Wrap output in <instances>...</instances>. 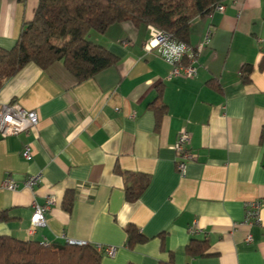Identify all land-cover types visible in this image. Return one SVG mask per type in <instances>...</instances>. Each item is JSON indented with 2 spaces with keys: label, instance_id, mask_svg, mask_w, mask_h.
I'll use <instances>...</instances> for the list:
<instances>
[{
  "label": "crops",
  "instance_id": "obj_1",
  "mask_svg": "<svg viewBox=\"0 0 264 264\" xmlns=\"http://www.w3.org/2000/svg\"><path fill=\"white\" fill-rule=\"evenodd\" d=\"M37 2L0 0V48L14 47ZM223 6L191 23V49L210 32L193 78L170 77L171 66L145 48L148 26L120 22L88 35L116 57L94 76L80 81L55 61L29 63L3 82L0 106L34 110L38 124L0 136V236L114 247L102 264H264V0ZM159 91L165 114L157 118L149 104ZM182 131L191 157L184 175L174 149ZM126 172L149 176L133 202ZM31 175L40 176L33 189L23 185ZM48 194L55 202L45 224L30 231L34 203ZM255 200L261 224L249 225L245 207ZM130 224L143 242L127 245ZM192 241L206 251L187 252Z\"/></svg>",
  "mask_w": 264,
  "mask_h": 264
},
{
  "label": "trees",
  "instance_id": "obj_2",
  "mask_svg": "<svg viewBox=\"0 0 264 264\" xmlns=\"http://www.w3.org/2000/svg\"><path fill=\"white\" fill-rule=\"evenodd\" d=\"M224 0H38L33 18L25 23L12 49L0 48V87L25 65L45 68L55 61L82 81L114 65L116 57L103 46L88 39L91 32L105 33L113 24L130 22L134 26L151 25L171 34L177 41L190 43L191 23L208 16ZM246 67L243 74L248 75ZM213 83V82H210ZM158 98L149 104L156 117L165 114ZM125 196L138 199L149 183V176L126 172ZM66 196L63 207H70ZM127 245L143 242L132 224L126 227ZM197 244V245H196ZM192 241L186 250L203 254L204 241ZM102 252L90 244L53 243L43 246L0 236V264H102ZM167 264H171L168 262Z\"/></svg>",
  "mask_w": 264,
  "mask_h": 264
},
{
  "label": "built area",
  "instance_id": "obj_3",
  "mask_svg": "<svg viewBox=\"0 0 264 264\" xmlns=\"http://www.w3.org/2000/svg\"><path fill=\"white\" fill-rule=\"evenodd\" d=\"M224 6L222 3L216 6L215 10L222 12ZM151 39L145 43V48L148 50L155 49L157 54L171 66L170 77L172 76H182L186 78H193L197 73V67L195 64V59L198 53L202 51L206 45L210 32L206 33L205 42L202 45L196 46L191 49L186 43L182 42L186 47L185 51L180 54L178 60L173 59L171 62L167 60L168 57L172 56L171 51L168 49V43L175 41L176 43H181L174 39L170 33L159 30L157 28L150 27ZM154 41H159V43H154ZM38 124V115L34 110H25L18 103H6L0 106V136H15L18 134H28L29 131ZM189 140V136L185 131L180 132L177 137L176 143L174 145L175 149V164L176 169L180 175H184L187 160L190 159L189 152L186 151V143ZM23 156L25 158L30 157V145L27 144L24 147ZM40 180L39 175L28 176L23 185L26 188L33 189L34 186L38 184ZM2 187L8 190H15L17 184L12 180H4L2 182ZM55 198L48 194L45 197V202L42 205L34 203L33 213L30 217V231H33L37 226H43L45 224V216L50 209V206L54 204ZM261 202L258 200L252 201L246 204L245 207V219L244 221L249 225H260L261 224ZM247 242L252 241V237L249 234L246 238ZM69 244L84 245L85 242H79L70 240ZM46 245L47 243H42ZM103 254L113 257L116 253V249L112 246L97 247Z\"/></svg>",
  "mask_w": 264,
  "mask_h": 264
},
{
  "label": "clouds",
  "instance_id": "obj_4",
  "mask_svg": "<svg viewBox=\"0 0 264 264\" xmlns=\"http://www.w3.org/2000/svg\"><path fill=\"white\" fill-rule=\"evenodd\" d=\"M154 43H159V41H154ZM185 45L181 43H176L175 41L168 43V49L171 51L172 56L168 57L167 60L171 62L173 59L178 60L180 58V54L185 51Z\"/></svg>",
  "mask_w": 264,
  "mask_h": 264
},
{
  "label": "rangeland",
  "instance_id": "obj_5",
  "mask_svg": "<svg viewBox=\"0 0 264 264\" xmlns=\"http://www.w3.org/2000/svg\"><path fill=\"white\" fill-rule=\"evenodd\" d=\"M148 27H149V29H150V27L153 28V26H151V25H148ZM154 28H155V27H154ZM149 33H150V30H149ZM150 39H151V33H150Z\"/></svg>",
  "mask_w": 264,
  "mask_h": 264
}]
</instances>
